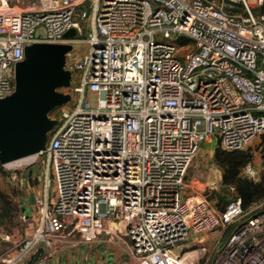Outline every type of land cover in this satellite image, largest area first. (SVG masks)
Returning a JSON list of instances; mask_svg holds the SVG:
<instances>
[{
    "label": "built area",
    "instance_id": "built-area-1",
    "mask_svg": "<svg viewBox=\"0 0 264 264\" xmlns=\"http://www.w3.org/2000/svg\"><path fill=\"white\" fill-rule=\"evenodd\" d=\"M81 41L87 53L66 54L69 85L56 90L70 104L48 115L31 156L42 169L36 226L2 264H49L108 220L123 225L135 264H198L202 236L224 230L212 264H264V187L248 210L235 198L221 212L184 192L208 140L253 147L264 165V0H0V99L25 47ZM241 174L257 179L250 163Z\"/></svg>",
    "mask_w": 264,
    "mask_h": 264
},
{
    "label": "water",
    "instance_id": "water-1",
    "mask_svg": "<svg viewBox=\"0 0 264 264\" xmlns=\"http://www.w3.org/2000/svg\"><path fill=\"white\" fill-rule=\"evenodd\" d=\"M42 37V30L36 32ZM75 36L70 29L64 39ZM69 44L35 43L24 48V60L14 66V91L0 99V165L33 156L44 149L54 125L48 115L69 101L56 90L69 85L63 69ZM217 142V141H216Z\"/></svg>",
    "mask_w": 264,
    "mask_h": 264
},
{
    "label": "rangeland",
    "instance_id": "rangeland-1",
    "mask_svg": "<svg viewBox=\"0 0 264 264\" xmlns=\"http://www.w3.org/2000/svg\"><path fill=\"white\" fill-rule=\"evenodd\" d=\"M84 32L86 30L84 29ZM86 35L80 40L85 41ZM78 42L72 47V54L75 58H79L86 54L88 46L84 42ZM70 104V103H69ZM69 104H65L67 107ZM56 111V109H54ZM58 111V109H57ZM52 111L49 115H52ZM215 147L214 140H208L203 142L199 148L196 157L190 164L184 181V192L200 193L203 195L214 207V201L209 199L214 192L220 190L221 171L213 163V152ZM255 147V146H254ZM252 154V160L250 162V168L256 172V177L264 176V165L260 161V155L252 148L247 149ZM40 164V158L30 157L25 163L14 162L5 167L2 170L7 174H0V191L5 194L16 207L17 212L12 225H8L6 228H0V264H2V258L5 254L11 252L16 247V241H22L28 237L36 226L37 213L35 209L34 201L42 194V169ZM11 171L16 172V180H12L9 177ZM25 174V176H24ZM50 189L49 194L50 197ZM215 208V207H214ZM29 211L27 212V210ZM103 211V207H100ZM24 217V218H23ZM8 232V233H7ZM12 236L13 240L5 241L4 235ZM227 236V230L217 231L202 236V245L205 248V253L198 264H212L214 259L215 250L213 246L219 238V242ZM12 240V241H11ZM190 242L187 245H183L182 251L190 250ZM199 245V244H198ZM186 246V247H185Z\"/></svg>",
    "mask_w": 264,
    "mask_h": 264
},
{
    "label": "trees",
    "instance_id": "trees-1",
    "mask_svg": "<svg viewBox=\"0 0 264 264\" xmlns=\"http://www.w3.org/2000/svg\"><path fill=\"white\" fill-rule=\"evenodd\" d=\"M234 10L240 11V6L230 11ZM212 157L213 163L221 171L220 190L214 192L209 198L214 201V207L217 211H223L228 203L235 198L240 200L243 210H248L262 199L264 176L251 180L244 178L241 174L243 168L252 160V154L247 149L223 151L215 146ZM0 174H7L2 170V167H0ZM229 187L233 188L232 193L229 192ZM16 212L17 209L11 200L0 191V228L12 225ZM228 232L229 230H227V234Z\"/></svg>",
    "mask_w": 264,
    "mask_h": 264
},
{
    "label": "crops",
    "instance_id": "crops-1",
    "mask_svg": "<svg viewBox=\"0 0 264 264\" xmlns=\"http://www.w3.org/2000/svg\"><path fill=\"white\" fill-rule=\"evenodd\" d=\"M104 227L105 232L97 239L76 249L57 252L49 264H135L129 256L123 225L108 220Z\"/></svg>",
    "mask_w": 264,
    "mask_h": 264
},
{
    "label": "bare ground",
    "instance_id": "bare-ground-1",
    "mask_svg": "<svg viewBox=\"0 0 264 264\" xmlns=\"http://www.w3.org/2000/svg\"><path fill=\"white\" fill-rule=\"evenodd\" d=\"M31 157V156H30ZM30 157L24 158L22 160H19L18 162L25 163ZM17 162V161H16Z\"/></svg>",
    "mask_w": 264,
    "mask_h": 264
}]
</instances>
